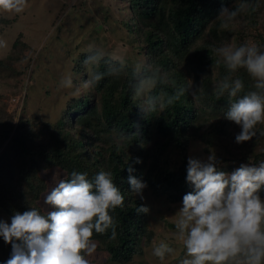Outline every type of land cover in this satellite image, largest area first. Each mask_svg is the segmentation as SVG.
<instances>
[{"label":"trees","instance_id":"obj_1","mask_svg":"<svg viewBox=\"0 0 264 264\" xmlns=\"http://www.w3.org/2000/svg\"><path fill=\"white\" fill-rule=\"evenodd\" d=\"M127 1L134 12L131 22L142 26L127 29L139 37L141 49L149 56L148 63L169 74L170 83L164 91L171 93L176 87L186 90L179 102L145 116L130 98L126 71L120 76L105 77L92 89L94 101L88 97L74 101L56 123L20 118L15 126L14 118L0 108V210L10 218L31 207L45 213L54 211L52 207L44 210L40 203L46 183L39 173L44 170L57 169L63 173L62 179L72 171L87 172L89 179L100 170L111 171L114 183L124 195V207L110 213L117 225V237L110 239L109 231L94 234V239L114 264H134L142 239L148 233L149 215L138 216L135 212L136 207L145 204L131 191L128 166L134 169L131 175L145 183L155 196L178 204L185 194L194 191L186 181L185 152L191 139L199 138L205 152L219 148L215 155L220 171L231 173L241 164L258 165L264 161V152L249 156L259 143L264 145V136L260 135L264 125L257 126V136L251 141L237 144L234 131L239 126L224 118L230 106L228 97L217 99L213 94L225 69L222 64L217 66L219 58L212 49L229 43L236 32L220 29L216 18L221 7H227L233 0H223V5L222 0ZM249 2L251 8L240 17L238 34L247 30L250 34L260 24L264 0ZM257 38L253 43L264 46V37ZM19 45L17 40L12 51ZM103 67L102 63L101 70ZM237 75L244 81V92L254 90L253 82L243 70ZM202 118L211 119L204 129L198 124ZM121 131L132 137L117 150L114 138L109 136L116 137ZM173 150L181 152L184 159L176 170L168 168ZM137 158L141 163L135 162ZM259 195H264V187ZM11 253V244L0 236V264H6Z\"/></svg>","mask_w":264,"mask_h":264},{"label":"clouds","instance_id":"obj_2","mask_svg":"<svg viewBox=\"0 0 264 264\" xmlns=\"http://www.w3.org/2000/svg\"><path fill=\"white\" fill-rule=\"evenodd\" d=\"M29 2L0 0V17L24 14ZM250 8L249 0H238L232 8L222 6L216 18L219 28L229 30L239 24V17ZM7 47V41L0 38V49ZM212 50L219 58L217 66L222 64L225 69L213 94L217 99L228 97L230 106L224 118L241 128L236 143L251 141L257 136V126L264 125V46L224 43ZM84 64L88 77L79 87L74 86L71 73L60 79L59 87L79 96L82 90L95 89L105 77L128 71L130 98L134 104L139 102L145 116L174 105L185 95L183 87L171 93L164 91L170 83L169 74L159 66L137 60L129 69L124 57L109 56L95 44L88 45ZM240 70L251 79L254 90L244 92V81L237 75ZM131 137L119 132L115 137L117 150ZM135 162L141 163L139 158ZM219 163L214 152L206 161L188 159L186 181L194 191L183 196L173 232L184 250L179 264H264V200L259 195L264 187V161L241 164L231 173L218 170ZM127 171L132 193L143 199L147 185L131 175V166ZM44 203L55 210L45 213L31 207L22 214L16 212L10 225L0 221V236L12 247L6 264H89L88 258L97 250L94 234L111 231L110 239L117 237V225L110 213L124 207V195L111 171L100 170L91 179L87 172L72 171L51 188ZM135 212L148 215L150 209L141 205ZM176 253L177 248L165 240L154 242L152 255L161 262Z\"/></svg>","mask_w":264,"mask_h":264},{"label":"rangeland","instance_id":"obj_3","mask_svg":"<svg viewBox=\"0 0 264 264\" xmlns=\"http://www.w3.org/2000/svg\"><path fill=\"white\" fill-rule=\"evenodd\" d=\"M237 3L233 0L227 7L232 8ZM132 16L134 12L129 9L127 0H30L24 14L13 18L0 17V38L8 44L6 49H0V63H5L0 67V108L7 116L14 118L17 126L20 118L38 123H56L74 101L83 97L94 101L93 90H82L81 95L73 96V90L59 87V81L67 73H71L75 87L87 79L88 70L84 60L89 44L102 48L109 56L124 57L129 69L137 60L148 63L149 56L141 49L139 37L127 29V26L135 28L137 25L142 29L141 24L131 22ZM259 22V26L251 30L250 34L247 30L246 35L238 34L240 24L234 25L227 30H236L229 43H253L254 38L264 37V11ZM156 37L162 39V36ZM17 40L20 45L12 51ZM199 40L196 42L199 43ZM13 67L16 69L11 75L9 73ZM210 121L202 118L198 124L204 129ZM37 125L41 128V124ZM240 131L239 127L234 133L237 135ZM109 137L115 141V134ZM217 151L219 148L208 150L210 154ZM208 152H205V146L199 138L191 139L185 158L187 162L190 157L206 161L210 155ZM263 152L264 145L259 143L249 156ZM183 161L181 152L173 150L168 157V168L176 170ZM39 176L46 183L40 203L44 210H49L51 206L44 203V196L64 175L57 169H47L40 172ZM260 197L264 200V195ZM141 200L150 209L148 233L142 239L140 253L134 259V264H179L184 250L174 240L173 232L175 214L182 203L171 204L166 198L155 196L147 187L143 190ZM0 221L11 224V218L2 210ZM160 240L177 248L176 255L166 257L163 262L152 255L154 242L158 244ZM88 259L89 264H114L98 244L96 252Z\"/></svg>","mask_w":264,"mask_h":264}]
</instances>
